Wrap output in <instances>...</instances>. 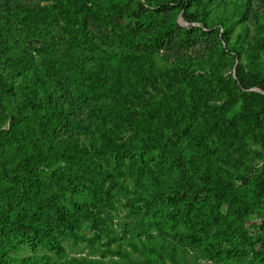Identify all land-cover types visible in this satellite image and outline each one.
<instances>
[{
	"label": "trees",
	"instance_id": "1",
	"mask_svg": "<svg viewBox=\"0 0 264 264\" xmlns=\"http://www.w3.org/2000/svg\"><path fill=\"white\" fill-rule=\"evenodd\" d=\"M55 1L56 6L48 14V23L40 20L38 9H28L27 14L23 12L19 15V9L10 7L3 13L7 34L16 30L15 24L34 26L40 31L37 38L41 48H30L45 56H40L41 59L35 62L26 55L9 58L5 61L7 74H0V264H59L48 256L16 260L9 258L8 254L16 248V244L26 243L33 250L42 247L59 255L63 252L61 242L70 238L76 240L83 223L91 222L92 228L98 230L100 217L90 209L91 206L96 207L101 199L97 189L103 192L109 208L113 207L114 191L119 189L117 177L107 180L103 176L105 168L102 162L108 158L113 160L117 173L124 169L132 176L144 173L153 181H160L159 176L163 172L170 173L171 167L193 165L191 176L174 179L173 184L162 188L154 195L151 207L163 202L171 205L175 212L166 209L165 214L179 216V221L187 224L197 243L203 242L197 233L207 236L210 230H214L217 238L228 239L231 236L227 252H232L234 239L240 232L233 227L232 217L251 207L256 200L250 181L239 188L242 176L234 169L223 166L216 150L219 142L208 146L207 138L212 133L223 134V126H227V122H212L213 117L208 116L207 122L194 123L198 94L197 88L188 86L190 77L182 81H173V76L163 80L162 92L149 101L120 93L123 83L117 63L130 65L136 73L141 71L147 78H154L155 74L164 75L165 70L154 68L157 50L171 41L181 44L191 41V29L177 28L174 20L157 23L155 33L144 38L149 51L141 60L135 57L133 47H130V43L138 39L133 34L124 37L129 54L97 56L90 47V38L94 37H88L85 32V13L95 18H101L104 11L116 14L122 2ZM173 1L184 11L182 15L187 20L204 25L203 17L192 16L190 20L187 13L196 0ZM135 8L136 15L141 17L149 12H158L149 11L145 4L139 2ZM55 11L59 13L60 20L52 16ZM222 27L221 38L227 44V29L224 25ZM48 50L54 55L48 56ZM86 50L90 52H84ZM78 51H81L82 57H78ZM234 54L237 59L240 57L239 51L235 50ZM141 61L142 64H139ZM143 65L150 66V70H144ZM236 77L234 83L237 82L242 89L249 88L250 83L239 66L236 67ZM54 82H59V85L48 91L47 83ZM254 84L264 90V80ZM40 86L45 91L40 92ZM182 92H185V99L178 104V94ZM64 93L69 102L62 98ZM13 99H17L16 106L9 110L6 105H10ZM99 99L105 101L96 103ZM126 99L136 101L127 105ZM74 105L86 106L89 111L93 139L90 148H80L74 141H63L59 137L61 131L74 132L81 126L74 117ZM120 106L129 107L134 112L133 118L126 124L129 132L126 137L118 133L114 136V124L110 125L109 120ZM162 112L174 118V133L183 137V147L170 155L171 165H166L169 159L159 148L162 135H155L156 126L152 124ZM241 114L247 122L250 121L249 113L244 110ZM254 118L259 120V114H255ZM94 139H98L99 145ZM229 139L226 130L221 144L226 145ZM190 149L196 150V156L189 155ZM156 150L161 161L153 168L144 163V158ZM82 192L92 201L89 207L76 202L75 197ZM257 205L258 208H255L262 217L264 204ZM187 238L191 240L192 237L189 235ZM207 251L213 254V261H219L216 247H208ZM163 252L157 253L158 264L166 263ZM168 262L179 264L174 247H171ZM82 264L100 263L83 259ZM134 264L151 262L146 260Z\"/></svg>",
	"mask_w": 264,
	"mask_h": 264
},
{
	"label": "rangeland",
	"instance_id": "2",
	"mask_svg": "<svg viewBox=\"0 0 264 264\" xmlns=\"http://www.w3.org/2000/svg\"><path fill=\"white\" fill-rule=\"evenodd\" d=\"M120 1L121 8L116 14L104 11L101 18H95L85 13V32L88 37H94L90 38V47L97 56L106 53L129 54L124 37L126 34H133L138 39L130 43V47H133L135 57L141 60L149 51L144 38L155 33L157 23L163 21L171 23L174 20L177 28L192 31L191 41L182 44L171 41L157 50L154 68L165 72L161 76L155 74V81L153 77L147 78L141 71L136 73L130 65L117 63L123 83L120 93L123 96L130 94L149 101L155 94L162 92L163 80L171 76L173 81L190 77L188 86L197 88L198 94V110L193 113L194 123L203 124L209 120L208 116L213 117L212 122H227V126H223V134L212 133L207 138L208 146L219 142L216 150L223 166L234 169L242 176L243 181L238 182L239 188L250 181L256 201L251 207L242 210L241 214L233 215L232 225L240 232L234 239V250L228 253L231 236L228 239L217 238L213 234L214 230H210L207 236L197 233L203 241L197 243L187 224L179 221V216L171 217L165 214L166 209L175 212L171 205L163 202L151 207L154 195L173 184L174 179L182 180L185 176H191L193 165L171 167L170 173L163 172L159 176L160 181H153L144 173H135L132 176L124 172L125 169L117 173L113 160L108 158L106 162H102L104 173L106 172L103 176L107 180L117 177L119 189L114 191L113 207L109 208L103 192L95 188L101 199L96 207L91 206L90 209L100 217L97 223L99 232L92 228L91 222H85L76 240L70 238L61 242L63 252L59 255L42 247L33 250L30 245L24 243L16 244V248L8 254L9 258L35 260L48 256L59 264H82L83 259L100 264H134L146 260H150L151 264H158L157 253L164 250L165 264H169L168 256L171 247H174L179 264H264V215L259 217L260 211L256 210L257 204H264V90L254 84L264 80V0H196L195 4L187 9V13L190 20L192 16L203 17L204 25L187 20L182 15L184 11L180 10L178 3L173 0ZM138 2L145 4L149 11L158 12H149L143 17L137 16L135 7ZM54 6L55 0H0V74H7L5 61L9 58L26 55L31 56L35 62L45 56L41 53L38 55L30 48H41L37 38L40 31L34 26L15 24L16 30L7 34V26H3L2 19L3 13L7 12L6 8L19 9V15L26 13L28 9H38L40 20L48 23V14H51ZM52 16H57L60 20L56 11ZM221 23L227 29V44L221 38L224 32ZM174 35L175 33L171 34V38ZM235 50L240 52L238 59L234 54ZM51 52L48 50L46 53L50 54L48 56L54 55ZM69 54L72 55L73 52ZM77 54L82 57L81 51ZM143 66L144 70L151 68ZM237 66L244 71L250 83L247 89H242L237 82L234 83L237 79ZM58 83H47L48 91L56 84L59 85ZM39 88L40 92L45 91L42 86ZM178 95V104L180 101L183 103L185 92ZM62 98L65 102L70 101L65 93ZM16 100L13 99L10 105L7 104V109L14 108ZM104 101L99 99L96 103ZM135 101L136 99H126L127 105ZM74 107V117L81 126L74 132L63 130L59 137L63 141H74L80 148H90L89 144L93 139L89 111L86 106ZM244 110L250 115L249 122L241 114ZM257 113L259 120L254 118ZM132 116L134 112L131 108L118 107V111L112 114V119L109 118L110 125L114 124V136L117 133L128 136L126 124ZM173 121L171 115L162 112L161 116L152 122L156 126L155 135H162L159 148L164 157L169 159L166 165H171L170 155L183 147V137L174 133ZM226 130L230 139L223 145L221 140ZM94 141L99 145L98 139ZM195 153V149H190L189 155ZM160 161L157 150L144 158V163L151 167ZM107 185L108 183L105 188ZM87 197L85 192L78 193L76 202L89 207L92 201ZM189 235L194 241L187 238ZM208 247L217 248L219 261H213V254L207 251Z\"/></svg>",
	"mask_w": 264,
	"mask_h": 264
}]
</instances>
